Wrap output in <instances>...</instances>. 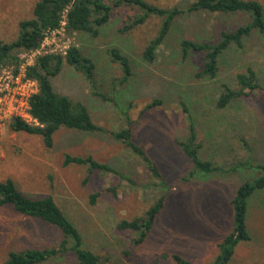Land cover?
<instances>
[{
	"label": "rangeland",
	"instance_id": "rangeland-1",
	"mask_svg": "<svg viewBox=\"0 0 264 264\" xmlns=\"http://www.w3.org/2000/svg\"><path fill=\"white\" fill-rule=\"evenodd\" d=\"M37 1L0 0L2 41L17 38L20 21L34 16ZM148 1L166 8H185L194 0ZM259 1L264 4V0ZM138 12L129 6L115 8L97 37L83 32L56 34L57 53L74 44L95 61V87L68 63L53 78V85L58 92L84 102L93 120L108 131L126 127L130 117L135 141L157 163L164 181L109 133L61 128L49 148L39 135L12 130L11 120L2 132L0 180L14 179L30 197L54 196L81 231L85 246L99 254L103 264H176V253L194 263H206L218 255L219 244L234 226L231 199L236 188L256 176L259 169L197 173L187 178L193 164L176 143L189 136L190 120L181 102L188 106L195 122L202 158L226 167L243 161L264 164V93L257 91L225 108L216 105L222 85L237 88V74L248 67L256 70L264 86V36L255 32L243 48L233 45L227 50L220 60L218 77L197 78L203 56L191 53L183 58L181 41L215 40L221 30H233L249 17L183 14L158 48L155 61L148 62L143 52L163 18L152 15L143 24L122 32ZM112 47H118L131 61L133 75L124 83V72L109 53ZM29 58L19 64H0V75L4 68L19 71L21 65L27 67ZM94 91L112 100L96 96ZM155 100L160 104L147 109ZM65 154L92 156L110 164L117 173L97 170L89 175L86 165L65 166ZM161 196L165 206L147 239L137 245L136 233L119 228V223L143 215ZM248 219L252 239L238 245L228 264H264V190L252 197ZM61 237L56 228L11 206L0 208V264L10 251L53 246ZM48 264L78 262L70 256Z\"/></svg>",
	"mask_w": 264,
	"mask_h": 264
},
{
	"label": "trees",
	"instance_id": "trees-1",
	"mask_svg": "<svg viewBox=\"0 0 264 264\" xmlns=\"http://www.w3.org/2000/svg\"><path fill=\"white\" fill-rule=\"evenodd\" d=\"M120 6H129L139 10L132 22L121 29L122 32L143 24L152 15L163 18L159 31L149 40L143 52V57L148 62L155 61L158 48L164 43L177 18L183 14L205 12L247 15L249 17L247 22L233 30H221L215 40L185 38L181 41L183 58H187L191 53H199L203 56L202 67L196 73L197 78L214 79L218 77L220 60L227 50L233 45L243 48L246 39L255 32L264 36V4L259 0H194L185 8L178 6L166 8L148 0H38L34 7V16L20 21V32L17 38L12 42H4L0 39V64H19L21 52L38 48L44 38V33L47 30L59 29L64 19H66L65 27L69 34L83 32L97 37L101 27L110 21L114 9ZM109 53L112 60L117 62L124 72L122 82L128 81L133 75L129 57L118 47L110 48ZM65 63L84 74L95 87L96 63L91 57L82 53L77 45H71L65 55L61 53L40 55L36 63L27 69L28 75L38 82V91L33 93L29 99L30 114L35 122H28L17 117L11 119L9 127L14 131H24L41 136L49 148L54 146V135L61 128L109 133L140 157L158 180L164 181L157 163L143 146L135 141L130 117L126 127L108 131L93 120L91 111L84 102L74 100L55 89L53 78L60 74ZM237 81V88L228 84L222 85V93L216 100L218 108H225L233 101L251 97L257 91L264 93V86L260 83L253 67H248L247 71L238 73ZM94 94L103 99L112 100L104 93L94 91ZM158 104L160 102L155 100L147 106V109ZM181 105L189 116V136L185 140H176V143L193 164V170L189 172L190 176L187 178L197 173L228 174L241 168L259 169L256 176L245 180L235 190L231 199L234 209V226L219 244L218 255L212 261L198 263L228 264L238 245L252 239L248 222L250 202L257 192L264 190V164L243 161L233 167H226L210 159L202 158L200 155L202 144L198 142L195 122L188 106L184 102H181ZM63 164L65 166L86 165L89 175L97 170L117 173V170L110 164L99 162L92 156L65 154ZM97 195V193L93 195L92 201H95ZM5 206H11L22 215L56 228L62 237L53 246L10 251L7 259L1 264H48L70 256H74L78 264H103L102 257L85 246L81 231L64 212L54 196H27L18 188L14 179L7 178L0 180V208ZM164 206L165 197L161 196L143 215L131 220L123 219L119 223V228L135 232V243L139 245L149 236ZM173 259L176 264H197L177 253L173 254Z\"/></svg>",
	"mask_w": 264,
	"mask_h": 264
},
{
	"label": "built area",
	"instance_id": "built-area-1",
	"mask_svg": "<svg viewBox=\"0 0 264 264\" xmlns=\"http://www.w3.org/2000/svg\"><path fill=\"white\" fill-rule=\"evenodd\" d=\"M66 19L63 20L59 29L47 30L40 46L36 49L25 51L20 55L21 61L30 57L28 66L21 65L19 71H12L4 68L0 75V144L2 141L3 128L13 118H21L25 121L34 119L30 114L29 99L33 93L38 91V82L31 78L27 69L34 65L40 55L57 53L56 34L66 31ZM67 50L61 54H66Z\"/></svg>",
	"mask_w": 264,
	"mask_h": 264
}]
</instances>
